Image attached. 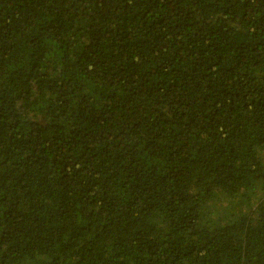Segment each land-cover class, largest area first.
Instances as JSON below:
<instances>
[{
  "label": "trees",
  "instance_id": "1",
  "mask_svg": "<svg viewBox=\"0 0 264 264\" xmlns=\"http://www.w3.org/2000/svg\"><path fill=\"white\" fill-rule=\"evenodd\" d=\"M0 264H264V0H0Z\"/></svg>",
  "mask_w": 264,
  "mask_h": 264
}]
</instances>
